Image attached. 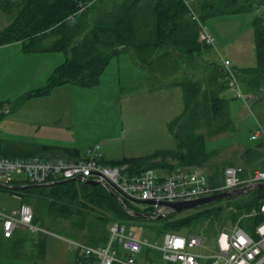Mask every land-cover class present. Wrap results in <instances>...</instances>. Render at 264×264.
<instances>
[{
    "label": "trees",
    "instance_id": "1",
    "mask_svg": "<svg viewBox=\"0 0 264 264\" xmlns=\"http://www.w3.org/2000/svg\"><path fill=\"white\" fill-rule=\"evenodd\" d=\"M261 5L264 0H0V15L9 20L8 25L0 28V46L20 42L24 52L60 51L66 56L64 62L54 68L45 87L24 94L14 107L31 97L46 95L58 85L95 86L108 61L123 52L129 53L143 68L160 67L155 62L161 60V67L173 65L175 71L182 72L184 109L169 124L170 132L178 140V151H156L106 164H126L128 173L133 175L158 167L156 159L172 157L177 166H207L214 170L208 174V182L216 187L220 184L216 177L218 167L208 163L211 154L205 150L204 137L230 132L234 125L229 114V99L223 96L227 85L220 63L211 62L206 66L209 71L195 73L201 64V54L211 47L201 38V30L203 22L209 18L249 13ZM251 27L255 36L256 66L235 69L234 74L244 95H251L256 101L264 98V30L259 17L252 19ZM49 38L51 41L46 44ZM176 63L178 66L174 65ZM1 110L0 105V116ZM54 151L40 149L41 153L53 154ZM62 152L71 153L65 149ZM249 154L254 160L262 157L253 149H246L243 157ZM72 156L77 157V151H72ZM243 169L244 174L249 172ZM222 170L224 168L221 174ZM12 184L24 188L0 187V191L14 193L21 203L30 205L34 224L51 234L87 246L104 245L112 222L126 225L147 220L129 215L117 198L100 184L75 180L48 185L15 180ZM262 202L264 189H255L198 207L183 217L170 212L151 220V228H155L158 235L174 232L187 236L199 234L202 229V233L211 236L236 222L244 212L257 210ZM124 204L136 213L143 212L129 201L124 200ZM259 219L256 216L239 224L246 227ZM65 224L68 228L63 226ZM27 233L18 229L11 238H3L0 231V239L5 240L0 243V256L43 264L44 236L50 234L40 232L37 239L30 240ZM27 242L30 243L28 251L25 249ZM151 253L144 249L142 256L147 260ZM75 264H99V259L77 250Z\"/></svg>",
    "mask_w": 264,
    "mask_h": 264
},
{
    "label": "rangeland",
    "instance_id": "2",
    "mask_svg": "<svg viewBox=\"0 0 264 264\" xmlns=\"http://www.w3.org/2000/svg\"><path fill=\"white\" fill-rule=\"evenodd\" d=\"M254 17H256V14L253 11L243 14L215 16L205 20L203 30L213 38L212 47L205 50V61L220 63L221 59L227 60L230 68L236 69L255 67L257 62L255 36L251 27V21ZM8 21L7 18L0 15V28L8 25ZM46 41L45 43L48 44L51 38ZM65 57V54L60 51L24 52L20 42L0 46V101H12L29 89L45 87L53 69L62 64ZM109 62L99 76L100 85L107 84L103 85L101 89L94 88V86L89 88L76 84H62L53 87L48 94L31 97L23 104L15 106L16 109L6 112L0 118V139L5 144L31 142L32 139L38 137L36 133L39 132L38 128H33V119H36V117L38 120L48 118V122L49 119L51 121L57 120V117H52L54 115L58 116L60 113L62 116L60 121L55 123L56 125L44 128L39 133L46 134V136L55 135V139L62 141V143L74 142L79 144V146H83L79 147L80 153H83L92 145H99L103 154L101 146L110 144L111 147H107V149L112 154L111 158L119 160L148 154L161 148V145L165 143L157 142L156 139L148 148L133 147L141 139L148 141L144 133L140 132L143 129L140 124L143 122L144 115L140 113L139 109L136 110L135 106L132 109L128 108L127 99L123 98L118 102L115 89H109L108 85L112 84L111 80L118 81L117 65L114 57ZM129 62L131 64L129 67L122 65L120 78L122 82L129 80L139 84L143 80V73L139 68L133 66L131 61ZM155 64L161 66L163 63L160 60ZM174 65L178 66L177 63ZM199 67H203V64L201 63ZM153 69L158 72H152ZM152 70L148 72L149 83L172 82L181 77L179 73L174 74L171 70H165L162 67H154ZM200 70L201 68L196 69L195 73H199ZM55 89L60 90L55 91ZM226 96L229 98V114L233 121L234 130L204 137L206 152L217 156H213L215 159L210 160V163L219 165L216 177L217 182L220 184L222 183L221 169L227 164H235L233 158H238V160L241 158L242 164L249 167V172L264 166V160H254L252 154L243 157L244 152L240 154L242 150H234L238 145L244 149H253L260 145L261 150L264 152V135L256 140L250 139L251 134L258 127H262L264 131V98L253 101L251 95H245L246 100L244 101L235 98L229 92H226ZM55 102L66 106L60 108L58 105L55 106ZM67 126L69 128H66ZM32 129H34V132H32ZM259 161L261 162L259 163ZM206 168L209 175L214 173V170ZM154 170L157 174L156 169ZM197 170L203 172L200 168ZM13 178L18 180L24 177L13 175ZM17 205L18 199L15 196L7 192H0V209H16ZM222 205L225 206V202ZM138 208L140 211L147 209L143 204L139 205ZM192 211L178 213V217H183L186 213ZM146 212H149V210H146ZM244 214H247V212H244L237 221L245 222ZM152 224L151 220H146L142 223L129 222L126 227L133 233L135 238L160 244L163 234L158 235L156 229L151 228ZM63 226L68 228L67 224ZM203 231L202 229L199 230L201 234L209 237L202 233ZM37 237L36 233H28V239L30 240L37 239ZM44 237L43 264H75L77 249L74 246L60 239L56 234ZM210 243V239L204 241L205 249L202 251L204 254H208ZM25 249L28 251L27 247ZM192 251L197 250L192 249ZM150 256L156 260H159L160 257L157 252L151 253ZM6 261H10L7 264H33L28 259L14 260L6 258Z\"/></svg>",
    "mask_w": 264,
    "mask_h": 264
},
{
    "label": "built area",
    "instance_id": "3",
    "mask_svg": "<svg viewBox=\"0 0 264 264\" xmlns=\"http://www.w3.org/2000/svg\"><path fill=\"white\" fill-rule=\"evenodd\" d=\"M254 12L259 17L264 30V5L255 8ZM201 33L205 44L212 47L213 38L207 35L203 28ZM220 65L225 73L227 90L235 98L245 101L246 97L239 86L234 69L230 68L227 60L221 59ZM262 135H264L263 128L258 127L251 134L250 139L256 140ZM13 175H22L23 182L33 185L77 181V177L94 181L109 192L118 195V199L123 204L126 200L137 206L145 205L147 209H144L142 214L147 216V220H156L160 215L169 214L165 206L158 203L191 201L215 193L264 183V170H253L244 174V169L240 166H226L223 170L222 183L216 187L210 186L206 174L187 166H177L163 177L157 176L151 168L130 175L126 164L104 163L99 145L88 147L74 158L48 160L34 156L27 159H10L0 154V185L6 188L14 186ZM126 212L129 215L134 214V211L129 209ZM243 216L245 219L259 216L260 219L246 227L236 221L222 227L209 237L201 233L186 236L166 232L160 244L135 238L126 225L119 222H112L108 226L109 235L104 245L91 247L79 241L70 239L65 241L85 255H96L99 264H139V258L142 259V264H264V202L257 210H252ZM32 220V208L26 203H21L17 209H0L2 237L11 238L18 229H24L29 233L42 232L52 235L34 224ZM207 239H210L211 243L208 254H204L202 251L205 249L204 241ZM144 249H149L152 253L157 252L160 256L159 260L152 256L145 260L142 256Z\"/></svg>",
    "mask_w": 264,
    "mask_h": 264
},
{
    "label": "crops",
    "instance_id": "4",
    "mask_svg": "<svg viewBox=\"0 0 264 264\" xmlns=\"http://www.w3.org/2000/svg\"><path fill=\"white\" fill-rule=\"evenodd\" d=\"M206 34L208 35V33H206ZM206 49L209 50V48H206ZM127 56H129V57H127ZM204 56H205V51L201 54V57L199 59L200 63H202L204 67L198 66L199 69L201 68L202 72L203 71H209V67H206L207 64H209V62L205 61ZM111 60H113V57L109 61L111 62ZM114 60H115V63L117 65L118 81L111 80L112 84L110 86L108 85L109 89H115L118 102H120L121 100H123V98H125L128 100V108L132 109L135 106V109L136 110L139 109L140 113L142 115H144V118L142 119L143 122H141V124H140V126L143 129L140 132L144 133V136H146L148 138V141H145V139H141L137 142L138 144H135V146H133V147L134 148H140V147H143V148L147 147L148 148V147H150L152 142H155V139L157 142L165 143V144L161 145V148L156 149V150L152 151L151 153L142 154V155H139L136 157L150 155L156 151L177 152L178 151V140L176 139L174 133L170 132L169 124L175 118H177L183 112V109H184V91H183L181 81H180L181 78L178 77V79H176L172 82L166 81V82H163L160 84H154L153 82L149 83L148 82V72L150 70H152L153 66H149V67H145V68L138 66L134 62L132 56L127 52H123L117 56H114ZM128 60L133 63V66L139 68V70L143 73V80L139 84L132 82V81H129V80L122 82V80L120 78L122 65H125V67L131 66V64ZM166 66H167V68H163V66H162V68L165 70H171V72H173L174 74L179 73L182 76V72L180 70L175 71L173 69V67H174L173 65H170V66L166 65ZM232 69L235 70L236 68H232ZM152 72L156 73L158 71H156V69H153ZM103 85H107V84L103 83L102 86ZM102 86L100 85V81L98 80V83L94 86V88L101 89ZM37 89H39V88H37ZM37 89H29L28 91L24 92L23 94H21L19 97H16L12 101H10V100L0 101V105H1V109H2L1 110L2 115L0 116V118L9 110L16 109V108H14V104L18 101V99L20 97H22L24 94H26L30 91H35ZM57 90H60V89H55V91H57ZM226 92L227 93L228 92L231 93V92L229 90H224V92H223V96L226 97L227 99H229L226 96ZM33 105H35V104H33ZM57 105L60 108L66 106V105H61L59 103L57 104V102H55V106H57ZM228 108H229V106H228ZM61 116H62V114H60V113L58 116L54 115V117H52V118L57 117L58 119L52 120V121L49 119L48 122H47L48 118H46L45 120L44 119L38 120L36 117V119H33V121H34L33 122V124H34L33 128L34 127L38 128L39 132H40L44 128L51 127V125H56L55 123L60 121ZM148 116H149V118L147 119ZM66 128H69V126H67ZM32 132H34V129H32ZM39 132L38 133L35 132L36 135L38 136L37 137L38 139L37 138L32 139L31 142L7 143V144H5L0 139V154L4 157L10 158V159H14V158H16V159H27L30 157L40 155V157H42L44 159H48V160H52L55 158H74L76 156H72V151H77L78 155L81 154L79 147H83V146H81V145L79 146V144H75L74 142H64L65 143L64 144V143H62V141L56 140L55 135L46 136V134H42ZM199 133H201V132H199ZM52 136H54V137H52ZM153 138H154V140H152ZM24 139H27V138H24ZM14 146H17V149H12ZM41 147H45L48 149H54L56 151H54L53 154H51L49 152L41 153L40 152ZM107 147H111V145L110 144H103L101 146V148H103V150H102L103 151V154H102L103 161L105 163L118 161V160H114L111 158L112 154L109 152ZM64 149L71 151V153L69 152V154H63L62 150H64ZM238 149L242 150L241 153L239 151L240 154H242L246 150L239 145L236 146V149H234V150L238 151ZM253 150L258 152L262 156L260 158V160H264V152L261 150L260 145H257L255 148H253ZM213 156L217 157L215 154L211 155V158L209 159L208 163L212 166L218 167L219 165H217V164L213 165L212 163H210L211 162L210 160L215 159V158H213ZM232 160H235V162H234L235 164H227V165L223 166V168H225L226 166H240L242 164L241 158L239 160H238V158L237 159L233 158ZM155 162L159 163V166L153 168V170L156 169L157 174H156V172H155V174L159 177H163V176L167 175L174 167H177V161L175 159H173L172 157H167L164 160L156 159ZM260 162L261 161H259V163ZM206 167L207 166H204V167L200 168V170L205 172L206 175L208 176V172H207ZM240 167L245 168L246 171H249V167L245 166L244 164H242ZM262 167L263 168H259V170H264V166H262ZM195 169H199V168H195ZM222 175H223V170H222ZM17 176H20V175H17ZM23 180H24V178H21V179H18L17 181L22 182ZM18 186H22V185H18ZM0 192H4V191H0ZM7 193H9V192H7ZM9 194L15 196L18 199V205L16 206V209H17L19 207V205L21 204L20 197L14 193H9ZM20 230L25 231L24 229H20ZM28 233H27V238H28ZM59 238L62 240L66 239V238H63L60 236H59ZM1 242H5V240L0 239V243ZM27 244H29V245L27 246ZM27 244H26V247H27V249H29L30 243H27ZM5 260H6V257L0 256V264L10 263V261L5 262ZM14 260H20V259H14ZM138 263L142 264L141 258H139Z\"/></svg>",
    "mask_w": 264,
    "mask_h": 264
},
{
    "label": "water",
    "instance_id": "5",
    "mask_svg": "<svg viewBox=\"0 0 264 264\" xmlns=\"http://www.w3.org/2000/svg\"><path fill=\"white\" fill-rule=\"evenodd\" d=\"M76 180L79 182L89 183V184H93V185L97 184L94 181L83 180L80 177H77ZM61 182H63V181H61ZM0 187H4V186L0 185ZM4 188H6V187H4ZM21 188H24V186L8 187V189H12V190H17V189H21ZM261 188L264 189V183L248 185V186L242 187L240 189H236V190H232V191H228V192L215 193V194L210 195L208 197L199 198V199H195V200H191V201H181V202H173V203H165L164 202V203H158V204L165 206V208L167 209V213H170V212L181 213L184 211L194 210V209L201 207V206H204V205H209V204L216 202V201L229 199L232 197H237V196L243 195L245 193H248L252 190L261 189ZM110 193L118 199V195H116L112 191ZM119 203L123 208H125V210H127L122 201L119 200ZM133 213H134L133 216H138V217H141L144 219H148L147 216L142 214V213H136V212H133ZM164 215H166V213ZM164 215H160L156 219L162 218Z\"/></svg>",
    "mask_w": 264,
    "mask_h": 264
}]
</instances>
